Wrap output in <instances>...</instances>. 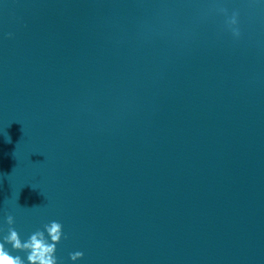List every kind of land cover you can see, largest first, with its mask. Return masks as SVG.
Listing matches in <instances>:
<instances>
[{"label":"clouds","instance_id":"clouds-1","mask_svg":"<svg viewBox=\"0 0 264 264\" xmlns=\"http://www.w3.org/2000/svg\"><path fill=\"white\" fill-rule=\"evenodd\" d=\"M231 24L236 23L235 14L230 20ZM234 35H239L238 30H234ZM6 223L9 226L8 234L0 239V264H58L56 256L57 245L62 238L67 237L63 233V225L58 221H51L43 226V230H36L27 240L21 239L17 230L13 227L15 220L12 215H8ZM24 252L25 258L20 255H13L9 250ZM82 251L69 253L71 261L75 262L83 258Z\"/></svg>","mask_w":264,"mask_h":264}]
</instances>
